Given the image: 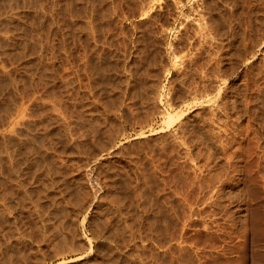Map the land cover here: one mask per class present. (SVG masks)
Here are the masks:
<instances>
[{
	"label": "rangeland",
	"instance_id": "obj_1",
	"mask_svg": "<svg viewBox=\"0 0 264 264\" xmlns=\"http://www.w3.org/2000/svg\"><path fill=\"white\" fill-rule=\"evenodd\" d=\"M0 264H264V0H0Z\"/></svg>",
	"mask_w": 264,
	"mask_h": 264
},
{
	"label": "bare ground",
	"instance_id": "obj_2",
	"mask_svg": "<svg viewBox=\"0 0 264 264\" xmlns=\"http://www.w3.org/2000/svg\"><path fill=\"white\" fill-rule=\"evenodd\" d=\"M169 115V114H168ZM116 201V200H115ZM120 202V201H119ZM120 204V203H119ZM119 206V205H118ZM118 208V207H117ZM128 210V209H127ZM123 211V210H122ZM67 249V248H66Z\"/></svg>",
	"mask_w": 264,
	"mask_h": 264
}]
</instances>
